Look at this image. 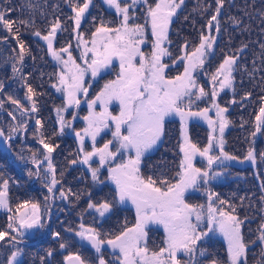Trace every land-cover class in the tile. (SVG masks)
<instances>
[{
  "label": "snow or ice",
  "instance_id": "1",
  "mask_svg": "<svg viewBox=\"0 0 264 264\" xmlns=\"http://www.w3.org/2000/svg\"><path fill=\"white\" fill-rule=\"evenodd\" d=\"M70 3L74 13L70 19L74 21L73 31L76 32L75 47L81 49L78 57L73 56L71 43L60 48L54 46L58 31L66 30L59 18L50 24L47 34L42 35L39 30L33 33L46 42L48 54L59 66V71L52 74L57 81L53 87L63 94V103L55 109L59 131L53 132L51 137L44 136L42 121L35 120L43 152L37 149L32 153L30 163L36 165V170L29 168L28 176L39 178L43 187L47 189L49 195L44 196L43 205L32 198L13 205L10 181L0 174V210L8 214L6 225L0 229V242L14 249L7 256L5 264H20L18 257L21 256L23 249L18 245L23 243L31 230L46 227L47 218L50 217L48 202L57 198L58 186L59 198L68 200L70 196H74L76 200L80 199L79 194L73 193L70 188L63 189V170L59 172L60 178H57L53 153L59 145L52 143V139L63 134L66 127L72 128V120L77 119V113H71L72 120L65 119L64 113L72 108L78 109L82 98L88 108V114L82 118L85 127L80 131L73 129L78 140L77 152L81 155L78 159L69 161V165H87L94 182L98 181L101 168L108 166L107 179L115 185V196L112 201L93 202L90 199L87 209H93L101 218L110 213L116 203L130 202L135 209V222L129 226L125 220L118 234L104 232L100 227L84 222L79 224V230L75 231V235L81 242H87L95 250V264H112L105 259L103 251L105 245L113 250L114 264H225V261L215 257L204 259L208 251L201 247V243L212 232H219L227 242L226 264H248L249 247L257 241L245 240L242 232L245 220L236 214V206L228 200L221 199L218 193L207 187L203 189L207 196L206 204L189 203L185 196L190 189L199 190L201 185H208L211 180L222 174L212 171L214 165L222 168L225 161L240 159L224 150L226 143L224 133L231 121L225 115L228 108L221 107L217 99L225 89L235 91L233 72L238 57L225 54L214 71L208 72L205 69L209 53L217 40L211 33L213 29L216 33L221 30L219 16L225 0H215L214 14L206 22L207 33L201 31L199 44L189 51L186 41L181 46V54L175 58L168 47L172 43L169 39V30L173 17L184 0H153V3H149V0L130 2L105 0V3L115 10L119 21L112 26V21L101 18L88 39H85L79 30L86 14L89 13L92 0H83V3H74L70 0ZM139 4L145 6L142 23L136 22L141 18L136 14ZM28 6L31 7V4ZM210 7L211 5H208L203 11ZM15 11L16 9L12 7L0 10V28L7 33L0 37V40L14 39L18 46V50L13 48L15 56L7 58L13 61V77L23 73L24 58L31 51L21 38L20 26L34 23L11 18V13ZM261 16L264 18V12ZM96 19L92 18L94 22ZM230 19L234 24L241 23V20L235 17ZM148 45L150 50L145 51L144 47ZM246 47V44L242 45L237 51H243ZM261 48L264 49V44H261ZM165 58L171 63H166ZM113 60L119 62L115 78L105 81L95 97L87 99L92 84L91 80L86 81V77L90 76L94 80L101 76L113 66ZM178 63L182 64L183 71L170 76V70ZM17 64L20 67H17ZM200 73L208 77L210 90H206L200 83L198 79ZM20 79L25 82L27 88L25 98L31 106L25 107L19 99L12 96H8V100L19 109L23 117L38 112L36 97L39 94L27 83L28 76L20 75ZM3 88L4 84L0 81V91ZM250 96V92L245 93L241 101ZM114 101L119 106L117 114L109 110ZM198 101L207 102V106L199 107ZM230 103L235 104L237 101L233 99ZM97 106L99 111L96 110ZM0 107H3V101H0ZM213 110L214 117L210 115ZM8 115L13 120L17 119L13 112H9ZM171 117H178L180 123L178 143L180 159L177 170L171 176L164 171L155 177L145 176L141 171L142 161L146 154L163 141L166 123ZM192 120L204 121L208 126L207 143L203 147L194 142L189 135V122ZM254 128L250 134L253 138L257 133L264 134V96L260 97ZM21 129H27V120L15 126L10 125L7 135L0 128V137L7 143ZM105 129L111 130L112 138L97 147V137ZM86 138L92 142L91 150L85 147ZM37 153H40L42 158H38ZM197 157L206 161L204 167L196 166ZM259 157L264 161V151L259 153ZM19 159L26 158L20 156ZM243 160L256 163L257 153L254 147L248 148ZM94 163L97 164L96 167H93ZM260 188L264 192V181L261 182ZM243 199L241 197V200ZM261 201L264 202V195L261 196ZM154 226H158L157 230L162 227L164 233L161 246L158 247L150 246L149 233L153 231ZM67 231L72 232L73 229L69 228ZM257 231L259 233L257 240L262 247L261 259L256 264H264V221ZM52 236L54 239H61L60 232H53ZM59 248L67 250L68 242H61ZM46 255L51 257L53 250L48 249ZM41 261L43 264V258ZM63 262L93 264L79 251L69 252L63 257Z\"/></svg>",
  "mask_w": 264,
  "mask_h": 264
},
{
  "label": "trees",
  "instance_id": "2",
  "mask_svg": "<svg viewBox=\"0 0 264 264\" xmlns=\"http://www.w3.org/2000/svg\"><path fill=\"white\" fill-rule=\"evenodd\" d=\"M72 2L82 3L83 0H72ZM29 3L31 7L28 6ZM101 5L102 4L98 0H95L93 5L94 8H90L89 14L86 16V23L89 22L88 17L91 18L90 15L92 12H94L96 18H99V15L95 11L101 12L102 10L101 15L106 17ZM208 5H211V7L208 8L207 11H203ZM215 6V0H184L183 5L177 10L176 15L173 17L169 30V39L172 43L168 47L173 53L174 58L181 54V46H183L186 41L188 43V50L196 45L199 41L201 31H207L205 25L207 20L211 18V15L214 14ZM5 7L16 9L15 12L11 13V18L13 19L19 17L20 20L34 21V23H31L29 26H20L21 38L25 41V46L31 50L30 54L26 55L24 58L23 73L20 75L28 76L27 83L31 84L39 94L36 97L39 109L38 112L28 115L27 117H21V115L19 116V109L8 100V96H12L15 99L22 97L23 92H27L25 82L20 79V76H15L12 80L7 82L3 90L0 91V101H3V107H0V128L4 130L5 135L8 134L10 125L15 126L24 120L28 121L34 117V121L31 124L27 123L26 130L21 129L13 136L11 141L7 142L8 147L0 146V174L3 171L12 173L17 181L16 183L10 184L12 202L15 201L17 203L21 200L31 198V195L26 197L28 192L42 195L41 193L47 191L45 187H38L31 189V191L27 188L28 180L27 178L25 179V174L22 171L24 160L19 159L20 156H23L25 150L31 151L33 149V146L30 147L26 145L25 142L31 143L32 141L30 140L33 138H35L33 142H36V140L39 139L40 133L37 131L35 120L40 119L42 121V131L45 137H51L56 130V126L50 122L48 116H52V104L58 97L53 91L51 83V81L55 79V76L52 74L56 73V64L48 57L43 41L39 37L34 36L33 32L35 30H40L41 32L47 31L49 24H51L56 17L60 18L62 24L64 22L67 23V25L63 24V26L69 27L71 21L69 15L72 10L70 0H2L0 10H3ZM262 12H264V0H225L219 16L221 30L219 33H216L213 29L211 33L217 37V40L205 64V69L207 71H212V69L218 66L217 64L225 54L236 55L238 57L233 72V76L235 77V91L233 92V90L230 89L222 93L219 97V102L222 105L225 104L228 108L227 118L231 121L226 128V143L224 149L230 153L234 152L236 155H244L248 148L252 146L256 150L257 160L255 164L247 160L237 161V163L225 161L223 165V167L226 168L224 170V176L214 181L211 186L212 191L218 193L221 199L228 200L231 204L236 206V214L241 219L245 220L242 226L245 239L254 236L253 238L257 242L250 246L257 247V250L262 246L257 240V229L259 227L258 225L264 221V218L260 220L261 208L264 203L261 201V196L264 195V192H262L260 188L261 182L264 181V161L259 157V153L264 151V144L262 143V141H264V134L260 133L258 135L256 143H254L255 140L250 134L253 132L254 116L260 107V97L264 96V49L261 48V44H264V18L261 16ZM230 17L241 20V23L239 25L234 24ZM111 21L113 22V26L115 24V19L112 17ZM93 23H99V20L96 19ZM93 23H91V25L89 23V25L87 24L85 34L93 28ZM62 32L63 30L59 32L58 39H56V44L58 46L64 41L62 39ZM5 35H7L6 31L0 28V37ZM245 44L247 47L244 48L243 51L238 52L237 50ZM13 48H17L18 50V46L14 39H9L8 41L0 40V81L2 82H6L12 73L13 61L7 58L15 56ZM181 65V63H178V65L173 68L175 74L181 70ZM249 92L251 96L241 101V97ZM233 99H235L237 103L231 104L230 101ZM227 100L229 103H227ZM9 112H13L17 119L13 120L8 115ZM193 122L195 123V125L193 124V128L196 130H190V137L201 145L202 143L199 137L196 136H203L204 133L201 132L202 136L200 133L202 130L201 125L203 124H200L197 120L192 121V123ZM192 123L190 126H192ZM166 127V134L161 144L157 145L150 153L146 154L142 161L141 171L145 176L153 175L155 177V175L159 174L161 171L167 172L168 175L171 176L174 175L177 170L180 156L174 142L177 140V130L173 129L172 126L169 127L167 125ZM199 128H201V130H199ZM203 128L205 129L206 127L203 125ZM169 130L171 134H169ZM27 134L30 135L31 138H28ZM65 138L66 141L64 143L60 142L58 144L60 147L59 154L53 156V163H55L57 170L65 169L63 167V169L60 168V163L64 167L69 165L67 139L70 140V137ZM24 144L26 146H22ZM68 146H70V150L72 147L71 142H68ZM10 150L12 152L11 158ZM31 169L34 171L33 168ZM241 197L244 199L241 200ZM188 199L193 203H196L198 200L192 195L188 197ZM225 207H227V205H225ZM56 208H53L52 211H55ZM71 209L69 210L66 207L62 208L63 211H71ZM74 209H76L75 206H73L72 210ZM122 209L128 211V214L125 216V220L126 218L128 219V224H130L132 220H135L134 212L131 211L128 206L116 203L112 213L114 217L110 220L108 219L109 222L113 223V230H115V233L120 231L124 224V221L120 220L123 214ZM69 211L65 212L67 214L64 218L66 222L65 231L62 232L59 230L60 233H64L65 238L69 233L66 228L69 226L70 222L73 221V218L77 220L75 216L76 213L74 214ZM62 213L63 215L65 214L64 212ZM258 216L259 218H257ZM245 217L247 219H245ZM71 219L72 221H70ZM247 221H255V223L248 226L246 224ZM55 222L56 228L58 229V222L56 220ZM159 230L160 228H158V231ZM76 243L80 245L82 250H88L92 253V249L87 247L85 243ZM154 243L155 242H152V244ZM223 243V239L220 236L209 234L205 237L201 243V247L206 248L208 254L204 259L207 260L215 257L226 262V247H224ZM248 255L247 260H249ZM21 256L22 258L19 261L20 264H40L42 263L41 258H43L44 262L45 248L33 252L28 246H24ZM32 258L34 259L32 260ZM5 259L6 258L0 254V264H5Z\"/></svg>",
  "mask_w": 264,
  "mask_h": 264
},
{
  "label": "rangeland",
  "instance_id": "3",
  "mask_svg": "<svg viewBox=\"0 0 264 264\" xmlns=\"http://www.w3.org/2000/svg\"><path fill=\"white\" fill-rule=\"evenodd\" d=\"M1 1L2 0H0V5H1ZM102 5V9H103V12H104V14H105V16L106 17H104V16H102L101 15V12H102V10H101V12L100 11H95L98 15H99V18H97V20H99V22H100V19L101 18H103L105 21H111V19H112V17H113V19H115V24L116 23H118V21H119V17L115 14V10L113 9V8H110L106 3H105V0H98ZM94 2H95V0H92V4H91V6H90V8H94ZM129 2H130V0H129ZM83 3V2H82ZM149 3H153V0H149ZM144 5L143 4H139V5H137V8H136V14L138 15V16H140L141 18L139 19V20H137L136 22L137 23H142L143 22V16H142V13H143V10H144ZM100 8V9H101ZM90 10V9H89ZM88 14L89 13H87L86 14V16H88ZM74 15V13L73 12H71V14L69 15L70 17H72ZM95 14H94V12H92V14L90 15L91 16V18L90 17H88L89 18V24L91 25V23H93V20L91 21V19L93 18V17H96V16H94ZM57 18V17H56ZM15 19H19V17H15ZM55 20V19H54ZM59 20H60V18H59ZM86 20H87V18L85 19V20H83L82 21V24H81V28H80V32L81 33H83L84 34V38L85 39H88L89 37H90V34H91V32L92 31H94L95 30V27L96 26H98L99 25V23H93V28H91L88 32H87V34H85V32H86V26H87V24L88 23H86ZM64 25L66 24L67 25V23H63ZM62 24V25H63ZM88 24V25H89ZM115 24L113 25V26H115ZM49 26H50V24H49ZM49 26H48V28H49ZM63 28L64 29H66V30H63V34H62V39L65 41H63V43L60 45V46H58L57 44H56V39H58V36H59V32L60 31H58V33H57V36H56V39H55V42H54V46L56 47V48H60V47H62V46H67L69 43H71L72 45H73V48H72V53H73V56H75V57H78L79 56V54H80V51H81V49H77L76 47H75V45H76V39H75V36H76V32L75 31H73V29H74V21L71 19V21H70V24H69V27H66V26H63ZM207 30V29H206ZM35 31H37V30H35ZM34 31V32H35ZM40 31V30H39ZM48 31V30H47ZM47 31H45V32H41L42 33V35H44V34H47ZM33 32V33H34ZM205 33H207V31H205ZM34 35V34H33ZM35 36V35H34ZM40 38V37H39ZM41 39V38H40ZM62 39H60V40H62ZM149 39H151V37L149 36ZM42 40V39H41ZM43 41V40H42ZM43 43L45 44V50L47 51V44H46V42L45 41H43ZM199 44V41L196 43V45H198ZM90 46V45H89ZM169 46V45H168ZM144 50L145 51H149L150 50V45H148V46H145L144 47ZM191 50V49H190ZM189 50V51H190ZM47 55H48V57L50 58V60L53 62V63H55L56 64V62L51 58V56L48 54V52H47ZM33 57H34V55H33ZM174 58V57H173ZM223 58L224 57H222V59L220 60V62H222V60H223ZM79 62V61H78ZM165 62L166 63H171V61L168 59V58H165ZM219 62V63H220ZM219 63L217 64V65H219ZM182 66V65H181ZM17 67H20V65L19 64H17ZM174 68V67H173ZM171 69L170 70V72H169V75L170 76H174V75H176L175 74V72L173 71L174 69ZM119 70V62L117 61V60H113V66L110 68V69H108V70H106L104 73H102L101 74V76H99V77H103V79L104 80H102V82H100L99 81V78L97 77V78H95L94 80H96L97 82V85H98V87H97V92L100 90V88L103 86V84L105 83V81H107V80H110V79H114L115 78V76H116V72ZM215 70V68L214 69H212V71H214ZM59 71V66L56 64V72H58ZM183 71V66L181 67V70L179 71V72H182ZM208 72H211V71H208ZM17 76H20V74H18ZM13 73H11V75H10V77L7 79V81L6 82H3V84H4V87L6 86V83L7 82H9L10 80H12L13 78ZM198 79H199V81H200V83L202 84V85H204L205 87H206V90H210L211 89V84L210 83H208V77L207 76H204L203 75V73H200V75H199V77H198ZM4 80H5V78H4ZM88 80H91V84L94 82V80H92V78L89 76V77H86V81H88ZM51 83H52V87H53V85L54 84H56L57 83V81H56V78L54 79V81H51ZM207 83V84H206ZM19 85H21L20 83H18ZM102 84V86H100ZM91 87H93V84H92V86ZM54 89H55V91H56V88L55 87H53ZM230 89H225L224 91H222L221 93H220V95L222 94V93H224L225 91H229ZM57 92V91H56ZM58 93H60V92H58ZM57 93V94H58ZM23 96L22 97H20V98H18L20 101H21V103H23L24 105H25V107H30L31 105H30V102L25 98V93L23 92V94H22ZM60 95V94H59ZM59 95H56V96H58L57 98H56V100L54 101V103L52 104L53 106H52V116L51 115H48L49 116V120H50V122L51 123H53L54 124V126H56L55 127V132H58L59 131V124H58V121H57V113H56V111H55V109L58 107V106H61L62 105V101H61V97L59 96ZM90 97H91V94H90V92H89V95H88V97H87V99H90ZM220 97V96H219ZM219 97L217 98L218 99V102H219ZM82 103H85L84 102V98H82ZM198 103V105H199V107H201V108H203V107H205V106H207V102H197ZM220 103V102H219ZM227 103H229V101L227 100ZM86 104V103H85ZM220 105H221V107H226V105L224 104V105H222L221 103H220ZM80 109H76V108H72V109H70V111H72V112H75V113H77V119H75V120H78V122H74L75 120H72V117L69 119V120H72L74 123L72 124L73 125V127H74V129H75V131H80L81 129H83L84 127H85V122L83 121V117L85 116V115H87L88 114V108H87V104H86V106L84 105H80V107H79ZM97 111H99L100 109H99V106H97V109H96ZM109 110L110 111H112L113 112V114H117L118 112H119V106H118V104H117V102H113L110 106H109ZM257 112H258V110H257ZM257 114V113H256ZM21 114H20V111H19V116H20ZM210 115H212L213 117L215 116V112H214V110L210 113ZM226 116H227V113L225 114ZM28 115H25L24 117H27ZM51 116V117H50ZM65 116V115H64ZM255 117V116H254ZM65 119H66V116H65ZM170 119V118H169ZM168 119V122L166 123V126L168 125L169 127H173V129H176L177 130V133L176 134H178V136H176V138H177V140L176 141H174L175 142V146H176V149L178 150V143H179V141H180V123H179V118L178 117H175V118H171L170 120ZM173 119V120H172ZM255 120V119H254ZM34 121V117H32L31 118V120L29 119L28 121H27V123H29V124H31L32 122ZM192 121H194V120H192ZM192 121H190L189 122V126H190V124L192 123ZM172 122V123H171ZM173 123H175L176 124V126H175V124H173ZM199 123L201 124H203L206 128L204 129L203 128V125H201L202 126V130H204V131H202L201 130V128H199V130H201L200 131V133L201 132H203L204 134H203V136H202V133H201V136L202 137H200V135H197L196 137H199V139H200V141H201V147H203L206 143H207V135H208V131H209V129H208V126H207V124L204 122V121H199ZM193 124L195 125V123L193 122L192 123V126H190L189 127V135L191 134V132H190V130H193V131H195L196 129H194L193 128ZM77 126H81L80 128H77ZM200 126V127H201ZM167 128V127H166ZM173 129H171V130H173ZM114 130V129H113ZM226 130L227 129H225V132H226ZM255 130V128H254V122H253V131ZM67 131H72V128H65V131H64V133L63 134H60V135H57V136H55V137H53V139H52V143H54V144H56V145H58L60 142H63L64 140V138L65 137H68V136H66V134H65V132H67ZM74 131V132H75ZM174 131V130H173ZM172 131V132H173ZM169 132V134H171V131L169 130L168 131ZM260 133H257V135H256V137L255 138H253L255 141H254V143H256V140H257V137H258V135H259ZM15 136V135H14ZM27 136H28V138H31L30 137V135H28L27 134ZM112 137H111V130H109V129H105V131L104 132H102L101 133V135L100 136H98L97 137V147H100V146H102L103 145V143L106 141V140H108V139H111ZM225 138H226V135H225V133H224V140H225ZM35 138H33V139H31L30 141H32L31 143H27V142H25V144L26 145H28V146H30V147H32L33 149L31 150V151H27V150H25V153H24V155L26 156V157H28L29 159H30V157H31V155H32V153L33 152H36V150L37 149H39L40 150V152L42 153L43 152V148H42V145H40L39 144V139H37L36 140V142H33V140H34ZM194 141V140H193ZM9 142V141H8ZM68 142H71V153H70V150H69V147L70 146H68ZM195 142V141H194ZM225 142H226V140H225ZM5 140H4V138L3 137H0V146L1 147H6L5 146ZM91 141L90 142H88L87 144H86V149L87 150H91ZM262 143L264 144V141H262ZM161 144V142L158 144V145H160ZM262 144V145H263ZM64 145H66V144H64ZM260 145H261V143H260ZM67 150H68V153H69V156H70V158H69V161H71V160H73V159H78L79 158V153L77 152V148L75 149V146L72 144V138H70V140L69 139H67ZM225 150V149H224ZM218 151V150H217ZM226 152H228L227 150H225ZM229 154H231V155H234V156H237V157H239L240 159L239 160H232V162H235V163H237V161H246V160H243V157L246 155V153L244 154V155H236V153H230V152H228ZM40 157L41 158V155H40V153H37V157ZM54 156V155H53ZM125 158H126V156H125ZM179 159H180V156H179ZM17 160V159H16ZM117 162H119V160H117ZM195 163H196V166L197 167H204L205 166V164H206V161H204L203 159H201L200 157H197L196 158V161H195ZM55 164V163H54ZM34 166H36V165H30L29 166V168H33L34 169ZM84 165H81V164H75V165H72V166H70V169L72 170L73 169V172H75L77 175H78V179H79V184H77L78 186L80 185V179L81 180H83V179H86L87 178V176L89 175L88 173L86 174L85 172L83 173V171H84V167H83ZM97 165H94L93 167H96ZM44 167H46V165H44ZM65 168L66 169V167H68V166H66V167H64L61 163H60V168ZM107 167L108 166H105V170L103 171V172H101L100 171V174H99V176H101L104 180H106V182H103L102 183V187H101V189H99V191L98 190H96V189H94V188H92L93 187V185H91L90 187L89 186H87V187H85L86 189H82V187H78L79 189H81L80 191L78 190V189H74L73 187H74V185H73V187H72V185L70 186L68 183H66V185H65V187L64 186H62L63 187V189L64 190H67V189H71L72 190V188L74 189V191H72L73 193H77V194H79V196H80V199L79 200H76L75 199V197L74 196H70L69 197V199L68 200H61L59 197H58V202H55V203H53V208H56L57 207V209L59 210L60 208H64V207H66L67 209H73V206H75V208L76 209H74V210H72L71 209V212H73L74 214L76 213V217H77V220L76 219H74L73 218V221H72V219L70 220V221H72V222H70V224H69V226L66 228V230L67 229H69V228H71V229H73V231L72 232H69V231H67V232H69L68 233V235H66V238L64 239L65 241H67L68 242V248H67V250H64V249H62L58 254L54 251V250H56V248H57V244L56 243H54V240L52 241V242H47V243H45L43 246H41L40 247V249L41 248H45L46 250V252H47V250L48 249H54L53 250V255H52V257H53V260H52V264H60V257H64L66 254H68L69 252H77V251H79L80 252V254L83 256V257H85V258H87V259H89L90 261H92L93 262V264H95V262H94V257H95V255L96 254H92V253H90L88 250L86 251V250H82L81 248H80V245L78 244V243H76V241L75 240H78V242H81L80 241V238L79 237H77L76 235H75V231H78L79 230V224L81 223V222H84V223H86V224H90V225H93V226H96V227H100L101 228V230L102 231H104V232H109V233H114V234H118L119 233V231H117L116 233H115V230H113L114 229V226H113V223H111V222H109V220L112 218V217H114V215L112 214L113 213V211L112 212H110V213H107L106 215H105V217L104 218H101V217H99V214L98 213H95V211L93 210V209H87V204H88V202H89V200L91 199L93 202H101L102 200H108V201H112L113 200V196H115V185L113 184V183H110L111 181L110 180H108L107 179V177H108V172H107ZM59 168V169H60ZM62 168V169H63ZM43 169V168H42ZM65 169H63V171H65ZM226 168H224V167H218V166H216V165H214L213 166V169H212V171H215V172H221L222 174L221 175H219V176H217L215 179H213V180H211L210 182H209V184L208 185H201V187H200V189L199 190H197V189H190L189 190V192H187L186 194H185V196H186V199H187V201L189 202V203H193L192 201L190 202L189 201V199H188V197H190L191 195L192 196H194L196 199H198L197 200V202L196 203H193V204H206L207 203V196H206V194H205V192L203 191V189H204V187H207V188H209V189H211V191H212V186H211V184H213V182L214 181H217V179H220L222 176H224V174H225V170ZM36 170V168L34 169V171ZM22 171L25 173V170H24V166L22 167ZM59 171H61V170H59ZM1 174H3V176H4V178H6V179H9V181H10V184H12V183H16L17 181L15 180V178L13 177V175H12V173H9V172H2ZM72 176H74V175H72ZM83 176H84V178H83ZM33 177V176H32ZM67 177H69V175H67ZM31 177H27V179H30ZM38 180H40V179H38ZM109 182V183H108ZM46 193H47V191H45V193H41L43 196H45L46 195ZM57 193H59V192H56V194ZM32 194H34L33 192H28V194H26V197L27 196H30V195H32ZM90 194V195H89ZM105 197V198H104ZM195 199V200H196ZM15 201H13L12 203L13 204H15L14 203ZM49 203V202H48ZM42 205H43V202L41 203ZM126 206H128V208H130L131 209V211H133V209H134V207L131 205V203L130 202H125L124 203ZM49 205H51L50 203H49ZM262 209H264V203H263V206H262V208H261V216H260V220H262L263 218H264V211H262ZM123 210V214H122V216H121V218H120V220H122V221H124L125 222V216L128 214V211H125L124 209H122ZM135 210V209H134ZM2 214V215H1ZM7 213L4 211V210H0V229H2L5 225H6V223H7ZM259 216L257 217V218H259ZM2 219V220H1ZM107 219V220H106ZM109 219V220H108ZM134 219H135V211H134ZM126 220H128L127 218H126ZM119 221V220H118ZM257 221V220H256ZM135 222V220L133 221H131V223L129 224V226H131V224H133ZM253 223H255V221H251V222H246V224L248 225V226H250V224H253ZM123 224V223H122ZM260 225V224H259ZM258 225V226H259ZM247 226V227H248ZM157 227V226H156ZM155 226H154V229H153V231H151L150 233H149V237H150V246L151 247H158V246H161V241H162V239H163V235H164V233H163V229H162V227H159L160 228V230L158 231L157 230V228H156ZM122 230V229H121ZM120 230V231H121ZM206 230V229H205ZM37 230H31L27 235H34V233L36 232ZM53 232H59L58 231V229H57V231H53ZM52 232V233H53ZM258 232V231H257ZM209 234H211V235H216V236H220L222 239H223V245H224V247H226V258H227V242H226V240L224 239V237H223V235L222 234H220L219 232H212V233H209ZM258 235H259V233H258ZM53 237V236H52ZM254 236H250V238H247V239H245L246 241H252V240H254V238H253ZM54 239V238H53ZM57 241V243H58V241L59 240H57V239H55V242ZM152 242H155L154 244H152ZM45 245H47V246H45ZM49 245H52V247H50ZM260 245H261V243H260ZM1 247H0V250H2V249H4V247H5V244L3 243V242H1V245H0ZM262 247V246H261ZM11 249V248H10ZM34 248H32V250H33ZM92 251H94V253H95V250L93 249ZM103 251H104V253H105V259L106 260H109L110 262H112V264H114V262H115V256L114 255H112V252H113V250L109 247V246H107V245H105L104 246V248H103ZM248 252H249V255H248V257H249V260H248V264H255L258 260H260L261 259V257H260V252H261V248L259 249V250H257V247H254V246H250L249 247V250H248ZM10 255V254H9ZM8 256V255H7ZM20 258H21V256L20 257H18V261L20 260ZM182 259L184 258V257H181ZM225 264H226V262H225Z\"/></svg>",
  "mask_w": 264,
  "mask_h": 264
},
{
  "label": "flooded vegetation",
  "instance_id": "4",
  "mask_svg": "<svg viewBox=\"0 0 264 264\" xmlns=\"http://www.w3.org/2000/svg\"><path fill=\"white\" fill-rule=\"evenodd\" d=\"M54 92H55V94H57L58 92H56L55 90H54ZM89 92H90V94H91V97H90V99H92V98H94L95 97V94L97 93V90H95L93 87H90V89H89ZM60 94V95H59ZM57 95H59V96H61V101L63 102V94L62 93H58ZM81 105H85L86 106V104L85 103H82L81 102ZM77 109V108H76ZM78 109H80V108H78ZM71 113H72V111H68V112H66V113H64V115L66 116V119L67 120H69L70 118H71ZM172 118V117H171ZM170 118V119H171ZM173 118H175V117H173ZM169 119V120H170ZM173 120V119H172ZM74 122H78V120H75ZM73 121H72V124L74 123ZM81 127V126H80ZM79 126H77V128H80ZM73 129H74V127H73V125H72V131H67V132H65V134H66V136H68V137H70V138H72V144L75 146V149L78 147V140H77V138H76V136H75V132L73 131ZM64 141L62 142V143H64L65 141H66V138L65 139H63ZM91 140L89 139V138H86L85 139V147H86V144L88 143V142H90ZM22 146H26L25 144L24 145H22ZM60 147H58V148H56V150H55V152L53 153V155H56V154H59V152H60V149H59ZM57 152V153H56ZM24 153H25V151L23 152V157H25L26 159H24V170H25V179L28 177V169H29V166L30 165H32L31 163H30V159L28 158V157H26L25 155H24ZM79 155H81L80 153H79ZM68 157L70 158V156H69V153H68ZM38 158H40L39 156H38ZM42 158V157H41ZM82 165V164H81ZM94 165H97L96 163H94L93 164V166ZM70 166H72V165H68V167H66V169H65V171H64V177H63V180H62V186H64L65 187V185H66V183H68L70 186L72 185V187H73V185H74V189L76 188V189H78L79 191L81 190V189H79L80 187H82V189H86L85 187H87V186H91V185H93V187L92 188H94V189H96V190H98L99 191V189H101V187L103 186L102 185V183L103 182H106V180H104L101 176H99V178H98V181H96V182H94L93 180H92V177H91V172L89 171V169H88V166L87 165H84L83 167H84V171H83V173L85 172L86 174L88 173L89 175L87 176V178L86 179H83V180H81L80 179V185L78 186L77 184H79V179L77 178L78 177V175L75 173V172H73V169L71 170L70 169ZM36 168V166H34V169ZM105 170V167L104 168H101V172H103ZM41 172H43V169H41ZM59 170H57V178L59 179L60 177H59ZM67 175H69V177H67ZM72 175H74V176H72ZM83 178H84V176H83ZM39 178H37L36 176H33V177H31L30 179H27L28 180V185H27V188L31 191V189H35V188H44L43 187V184L41 183V181L40 180H38ZM109 183V182H108ZM110 183H112V182H110ZM79 188H78V187ZM59 188H60V186H58V190H57V192H59ZM72 188V191H74V189ZM46 189V188H45ZM47 190V189H46ZM46 195H49L48 193H46ZM56 196H57V198L55 199V200H49V203L51 204L50 205V217L49 218H47V224H46V227L45 228H43V229H39V230H37L35 233H34V235H28L27 236V239H29V242H26V244H27V246H28V248L32 251V248H36V247H41V246H43L45 243H47V242H52L53 240H54V243H56L57 244V248H56V250H54L57 254L62 250V249H60L59 248V244L61 243V242H65V235H64V233H61V239L58 241V243H57V241L55 242V239H53V237L52 236H50V232L52 231V229L53 228H55L56 230H57V228H56V222H55V220L58 222V231L60 230V231H62V232H64L65 231V221H64V218H65V216L67 215L65 212H67V211H69V210H67V211H63L62 210V208H60L61 210H59V211H57L56 213H53V211H51V209H53V203H55V202H58V197H59V193H57L56 194ZM31 198L32 199H35V200H38V201H40L41 203L43 202V200H44V196L43 195H37V193H34V194H32L31 195ZM61 199V198H60ZM61 200H63V199H61ZM64 201V200H63ZM113 211V210H112ZM111 211V212H112ZM52 212V213H51ZM62 212H64L65 214L63 215V213ZM69 212H71V211H69ZM59 231V232H60ZM76 242H78V240H76ZM36 245V246H34V247H32L34 244ZM31 244H33V245H31ZM40 244H42V245H40ZM45 246H47V245H45ZM50 247H52V245H49ZM93 250V249H92ZM92 253H94V251H92ZM95 254V253H94ZM34 258H32V260H33ZM52 260H53V257L51 256V257H48L47 255L45 256V258H44V263L45 264H52ZM64 262H63V257H60V264H63Z\"/></svg>",
  "mask_w": 264,
  "mask_h": 264
},
{
  "label": "water",
  "instance_id": "5",
  "mask_svg": "<svg viewBox=\"0 0 264 264\" xmlns=\"http://www.w3.org/2000/svg\"><path fill=\"white\" fill-rule=\"evenodd\" d=\"M28 239H25L23 242L27 241ZM87 243V242H86ZM90 246V245H89Z\"/></svg>",
  "mask_w": 264,
  "mask_h": 264
},
{
  "label": "crops",
  "instance_id": "6",
  "mask_svg": "<svg viewBox=\"0 0 264 264\" xmlns=\"http://www.w3.org/2000/svg\"><path fill=\"white\" fill-rule=\"evenodd\" d=\"M100 86H102V84Z\"/></svg>",
  "mask_w": 264,
  "mask_h": 264
}]
</instances>
